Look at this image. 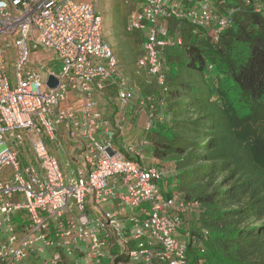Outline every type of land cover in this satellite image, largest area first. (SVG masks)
<instances>
[{"label":"built area","instance_id":"2783aa9c","mask_svg":"<svg viewBox=\"0 0 264 264\" xmlns=\"http://www.w3.org/2000/svg\"><path fill=\"white\" fill-rule=\"evenodd\" d=\"M171 18L214 41L230 25L206 1L138 0L127 24L143 35L136 67L164 90L163 53L181 44ZM103 29L94 2L0 0V171L12 170L0 182V264H187L182 217L200 204L168 191L170 171L136 161L145 137L123 151L114 142L135 92ZM38 50L53 54L58 72L49 66L53 57H34ZM106 82L116 91L112 121L96 99ZM149 102L137 98L142 109ZM44 136L58 152L78 154L77 168L67 162L62 171ZM19 218L30 222L19 225Z\"/></svg>","mask_w":264,"mask_h":264},{"label":"trees","instance_id":"16d2710c","mask_svg":"<svg viewBox=\"0 0 264 264\" xmlns=\"http://www.w3.org/2000/svg\"><path fill=\"white\" fill-rule=\"evenodd\" d=\"M219 1L230 25L217 41L168 20L181 45L165 52L151 114L169 134L146 138L174 166L177 193L200 204L188 264H264V0Z\"/></svg>","mask_w":264,"mask_h":264},{"label":"rangeland","instance_id":"374dc122","mask_svg":"<svg viewBox=\"0 0 264 264\" xmlns=\"http://www.w3.org/2000/svg\"><path fill=\"white\" fill-rule=\"evenodd\" d=\"M77 1H86L91 2L93 1L96 3V8L99 14L103 18L104 22V39L111 45L113 48L116 57L119 61V69L123 72L124 76L131 82L132 86L135 87L136 91L140 89L143 96H155L158 93V88L155 85V83L147 78V75L143 72H140L136 69V61L140 57V46H141V39L143 35L141 33H138L137 31H127V22L128 17L131 16V12L134 9L135 1L136 0H77ZM212 4L219 7L220 1L219 0H211ZM34 57L37 58V60H46L47 58L53 57L55 60L54 62L51 61V64L49 65L54 72H58L61 68V65L59 62L56 61V58L51 53H46L43 50H38L34 52ZM9 71L12 69V67L7 68ZM9 79L12 83V79L14 78V73L9 72L8 74ZM112 98H115V91L112 94ZM134 102V101H133ZM147 123V114L145 112L142 113L141 117L139 118L137 125L140 128H143L145 124ZM132 126V124H130ZM162 128L165 129V134L168 133L169 124L167 122L159 123L157 118L151 119V131L150 133H158L161 131ZM44 142L47 146L48 151L56 156L58 163L60 165V168L62 171L65 170V160L59 154L58 147L56 146V143L49 138H46L44 136ZM114 142H116V139H114ZM147 142L149 143V138H147ZM133 143H137V140ZM6 149V145H0V154L4 152ZM143 158L141 162L145 164L146 166L152 165V162L154 161L157 163V165L160 163L161 165H164V167L169 166V161L166 160H160L157 161L152 157V146L148 145L145 146L143 149ZM78 160V154L74 155V158H72V155H68V162L69 165L76 169L77 168V161ZM138 161V158H137ZM11 173L12 170L10 167H6L2 171H0V182L2 181H8L11 179ZM169 182V191L170 192H177L178 184L175 183L174 178H171V180L167 181ZM163 185V184H160ZM177 187V188H176ZM143 207V206H142ZM136 212H138L136 210ZM193 213H186L183 215L182 220L188 227L190 225V221L194 218ZM29 219L27 218H19L18 224L21 225L22 223L29 224Z\"/></svg>","mask_w":264,"mask_h":264},{"label":"clouds","instance_id":"9594fccd","mask_svg":"<svg viewBox=\"0 0 264 264\" xmlns=\"http://www.w3.org/2000/svg\"><path fill=\"white\" fill-rule=\"evenodd\" d=\"M137 1L138 0H136L135 1V5H136V3H137ZM205 1H206V4H208V5H210L211 7H213V8H215L216 10H218V12L219 13H221L220 11H219V8L217 7V6H215V5H213L212 4V1L211 0H199V2L203 5V4H205ZM91 2H93V1H91ZM97 4L95 3V6H96ZM135 5H134V9H135ZM97 9V8H96ZM133 9V10H134ZM99 13V12H98ZM132 13V12H131ZM223 14V13H222ZM224 14H228L229 15V13H224ZM102 17V16H101ZM103 19V18H102ZM128 19H129V17H128ZM176 19V18H175ZM170 20V19H169ZM178 20H180V19H178ZM183 21H185V20H183ZM185 22H187V21H185ZM188 23V22H187ZM127 24H128V22H127ZM190 24V23H189ZM167 25H168V20H167ZM192 25V24H191ZM103 28H104V22H103ZM168 28H169V30H170V26L168 25ZM126 29H127V27H126ZM104 30V29H103ZM128 31V30H127ZM139 33V32H138ZM170 33H171V30H170ZM104 34V33H103ZM172 35V34H171ZM175 34H173L172 36H174ZM180 39V41H181V38H179ZM105 40V39H104ZM106 41V40H105ZM107 42V41H106ZM142 42H143V37H142V39H141V45H142ZM108 43V42H107ZM109 44V43H108ZM110 45V44H109ZM181 45V44H180ZM180 45H177V46H180ZM177 46H172V47H169V48H174V47H177ZM110 47H111V45H110ZM141 47V46H140ZM112 48V47H111ZM169 48H167V49H169ZM113 49V48H112ZM167 49H165V51H164V53H163V58H162V61H163V63H164V67H165V70H166V72L168 71V66L166 65V61H165V52H166V50ZM114 51V50H113ZM140 52H141V48H140ZM114 54H115V52H114ZM115 56H116V54H115ZM142 56V52H141V55H140V57ZM139 57V58H140ZM117 58V57H116ZM117 60H118V58H117ZM138 60V59H137ZM119 62V61H118ZM137 62V61H136ZM119 65V64H118ZM136 65V64H135ZM136 69H137V67H136ZM138 70V69H137ZM121 71V70H120ZM138 71H140V70H138ZM122 72V71H121ZM140 72H143V73H145L144 71H140ZM146 74V73H145ZM122 75H123V77L126 79V81H128V83H129V85L133 88V90H134V92H135V99L132 101V104H131V106L130 107H128L127 108V110H126V112H125V115H124V118H125V120H124V127H123V131H122V133L121 134H115V136H114V139H116V145L118 146V148L121 150V151H123V149H124V145H126V143H128V142H134L135 141V139L138 141L140 138H146V135H147V133L149 132V130H150V128H151V119H153V118H155L152 114H151V112L153 111V105H152V102H153V99H152V97L151 96H143L142 95V93H141V91H140V89H138V91H136V89H135V87H133L132 86V84H131V82L126 78V76H124V74H123V72H122ZM147 75V74H146ZM147 78H149L150 80H152L154 83H155V85L157 86V84H156V82H155V80L154 79H152V78H150L149 76H147ZM166 79V78H165ZM106 83H111V82H106ZM114 87H115V85H114ZM157 88H158V90L160 89L158 86H157ZM105 89V88H104ZM104 92V91H103ZM115 93H116V91H115ZM103 94H105V92L103 93ZM115 98H116V96H115ZM137 98H143V99H147V98H150V102L148 103V106L146 107V108H144V109H142V108H140L139 106H138V104H137ZM115 102H116V100H115ZM116 105H117V102H116ZM151 106H152V109H150L151 108ZM118 110V109H117ZM117 110H116V112H117ZM128 110H130V113H133V117L134 118H131L130 120H128V118H127V113H128ZM134 111V112H133ZM115 112V113H116ZM143 112H145L146 114H147V123L145 124V126L147 125V124H150V128H149V130L147 131V132H145L144 131V129H145V126L143 127V128H140L139 126H137V128L134 130V127L137 125V122H138V120H139V118H140V115L143 113ZM160 112H161V109H160ZM102 113V112H101ZM104 116V115H103ZM104 118H106V117H104ZM113 118H114V116H112V118H106V119H109V120H113ZM136 118H137V120H136ZM135 119V120H134ZM160 119V118H159ZM134 120V121H133ZM113 123V122H112ZM130 124H132V126H130ZM131 131L132 130V133H131V135H132V137L130 138H127V139H123V136L128 132V131ZM136 131V133H134ZM146 142H147V138H146ZM148 145H150L148 142H147V144H146V146H148ZM144 149V148H143ZM142 153H143V151H142ZM59 154H61V156L63 157V159L65 160V164L68 162V155L69 154H67V153H64V152H59ZM56 157V156H55ZM73 158V157H72ZM142 158H143V155H142ZM142 158H138V161H137V159H136V161L140 164V165H142V166H144V167H156V168H159V169H165V170H168V171H170V173L168 174V176L166 177V179H165V182H166V185H167V189H168V191H169V188H168V186H169V182H167V181H169V180H171V178H174L175 177V171H174V166H171V165H169L168 167H164V165H161L160 163L157 165V163H155L154 161L152 162V164L153 165H150V166H146L145 164H143L142 162H141V160H142ZM57 159V158H56ZM58 161V160H57ZM69 163V162H68ZM173 165V164H172ZM70 166V165H69ZM71 167V166H70ZM72 168V167H71ZM72 169H74V168H72ZM170 192V191H169ZM170 193H172V192H170ZM175 193H177V192H175ZM179 194V193H178ZM194 216H196V214H194ZM195 218V217H194ZM193 218V219H194ZM188 228H189V226L187 227L186 226V224L184 223V225H183V230H182V234H181V236H185L186 234H188L189 235V237H190V234H189V232H188ZM190 239V238H189ZM188 242H189V240H188ZM187 242V243H188ZM200 263H203L202 261H200L198 264H200ZM187 264H188V261H187ZM204 264V263H203Z\"/></svg>","mask_w":264,"mask_h":264},{"label":"crops","instance_id":"0c3cea01","mask_svg":"<svg viewBox=\"0 0 264 264\" xmlns=\"http://www.w3.org/2000/svg\"><path fill=\"white\" fill-rule=\"evenodd\" d=\"M104 86H105V89H104L105 94H103L104 92H102V93L98 92L96 94V99L99 102L98 103L99 104V109L102 112V114L104 115V117L112 118V116H115V112L117 110V105H116V102H115L116 98H112V94L115 91V87H114V85L112 83H105ZM115 96H116V93H115ZM141 115H140V117H141ZM127 118H128V120H130L131 118H134L133 117V113H130V110H128ZM136 120H137V118H136ZM137 126L138 125H136L134 127V130L137 128ZM131 133H132V130L131 131L129 130L123 136V139H127L129 137L131 138L132 137ZM134 133H136V131Z\"/></svg>","mask_w":264,"mask_h":264},{"label":"water","instance_id":"95a60500","mask_svg":"<svg viewBox=\"0 0 264 264\" xmlns=\"http://www.w3.org/2000/svg\"><path fill=\"white\" fill-rule=\"evenodd\" d=\"M48 84L50 85V87L55 88L57 85V81L53 77H50Z\"/></svg>","mask_w":264,"mask_h":264}]
</instances>
